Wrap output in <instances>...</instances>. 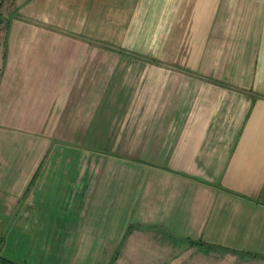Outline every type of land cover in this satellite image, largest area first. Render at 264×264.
<instances>
[{
	"label": "crops",
	"instance_id": "crops-1",
	"mask_svg": "<svg viewBox=\"0 0 264 264\" xmlns=\"http://www.w3.org/2000/svg\"><path fill=\"white\" fill-rule=\"evenodd\" d=\"M144 51L184 122L119 120L168 98ZM0 257L264 264V0H0Z\"/></svg>",
	"mask_w": 264,
	"mask_h": 264
},
{
	"label": "rangeland",
	"instance_id": "rangeland-1",
	"mask_svg": "<svg viewBox=\"0 0 264 264\" xmlns=\"http://www.w3.org/2000/svg\"><path fill=\"white\" fill-rule=\"evenodd\" d=\"M113 49L115 48H111L110 51L112 53H116L117 50H113ZM144 52L141 55H134L130 53V56H135L139 58L142 63H146V62L150 64L156 63L157 66H160V69H157V71L155 72L148 71V72H144V74H156V73L164 74L166 79L168 80L167 82L168 98L159 99L157 104L154 105L152 108L154 112H150L151 109L149 110V108L147 107L146 102L149 99L142 98L144 102H142L141 111L139 114L137 113L136 108L133 109L130 99H121L119 101L120 110H121V113L119 114V120L121 121L125 120L127 122L140 121L142 125L146 123H164L170 121L184 122L183 120H185L188 113H186L184 109H182V107L181 108L179 107L180 101L182 100L181 94L179 95V93L180 90L183 91L182 93L187 92L189 95L188 102H191L195 98V91L197 90L196 74H195V70L192 71L190 69L192 67H195V65L186 66L187 60H185L183 61L185 63V66H182L180 64L181 59H179L180 57H177V55H173V56L168 55V62H166L160 60L158 57L152 55L148 51H144ZM191 57L192 54L188 56V58ZM145 65L147 64H143L142 67ZM161 69L163 72H161ZM144 70H148V69H144ZM143 79L144 76L142 75V80ZM176 92H178V94ZM176 104H178V106H175ZM175 109L179 110V112L173 113ZM164 111H168V113L165 114Z\"/></svg>",
	"mask_w": 264,
	"mask_h": 264
},
{
	"label": "trees",
	"instance_id": "trees-1",
	"mask_svg": "<svg viewBox=\"0 0 264 264\" xmlns=\"http://www.w3.org/2000/svg\"><path fill=\"white\" fill-rule=\"evenodd\" d=\"M189 243L190 244H201L202 242L198 241V240H190L189 239ZM0 261L3 262V263H6V264H17L15 262H12L10 260H7V259L1 258V257H0Z\"/></svg>",
	"mask_w": 264,
	"mask_h": 264
}]
</instances>
